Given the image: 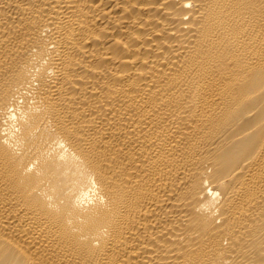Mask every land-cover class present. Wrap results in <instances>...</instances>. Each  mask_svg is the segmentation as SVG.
Returning <instances> with one entry per match:
<instances>
[{
  "label": "bare ground",
  "instance_id": "bare-ground-1",
  "mask_svg": "<svg viewBox=\"0 0 264 264\" xmlns=\"http://www.w3.org/2000/svg\"><path fill=\"white\" fill-rule=\"evenodd\" d=\"M0 264H264V0H0Z\"/></svg>",
  "mask_w": 264,
  "mask_h": 264
}]
</instances>
